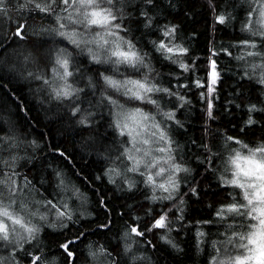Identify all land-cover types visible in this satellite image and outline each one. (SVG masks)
I'll list each match as a JSON object with an SVG mask.
<instances>
[{
	"label": "trees",
	"instance_id": "trees-1",
	"mask_svg": "<svg viewBox=\"0 0 264 264\" xmlns=\"http://www.w3.org/2000/svg\"><path fill=\"white\" fill-rule=\"evenodd\" d=\"M9 2L11 7L8 16L0 14V39L8 37L0 42V180L4 179L5 173H17L13 178L20 189L17 193L18 204H31L42 199L61 202L63 198L77 217L80 212H85L79 223L71 224L67 229L46 227L41 233V239L34 242L30 250L40 254L39 249H43L47 259L54 258L56 264H65L63 250L58 248V244L84 231L86 238H82L83 243L76 241L71 245V250L75 253V264H91L86 248L89 242L109 247L119 244L122 248L124 241L121 237L127 225L134 222L143 224L149 219L145 216L148 208L158 212L164 206L171 207V202L146 200L145 196L151 195V192L139 182V176L127 174L137 182V186L129 190L122 176L108 173L109 168L123 172L126 163L120 153L127 137L120 136L112 126L111 106L106 102L101 103V97L94 96L91 99L93 91L85 87V81H81L78 86L87 93V96L81 94L84 101L81 108L94 113L90 118L92 123L84 125L78 122V115L72 116L67 101L54 98L48 85L35 77H51L50 61L57 48L66 47L73 53L77 50L63 38L33 35L34 31H39L52 21L41 20L36 13H32L34 19H29L27 10H17V5L25 0ZM231 2L235 4V9L228 10L234 18L222 25L214 20L209 0H157L155 15L159 25L171 23L178 26V41L189 49L186 60L189 63L193 60L196 62L194 73H182L177 65L164 60L154 51L151 41L159 37V32L155 26L149 30L143 23H136V20H142L135 8L139 0H131L127 9L131 13V17L126 20L129 28L127 36L138 49L149 53L148 59L154 69L150 76L162 87H172L190 101L176 113L183 127L173 123L169 130L175 142V155L178 159L182 158L190 169L189 173H181V192L187 193L183 205L184 220L175 221V215H179L175 210L174 214H170L173 230L168 235L179 249L160 239L163 230H154L155 234L146 233L144 237H137L138 243L133 244L135 253L147 258L138 264H208L210 254H214L211 241L221 239L218 233H223L225 227L218 224L198 225L196 221L215 219L213 212L220 203L227 202L226 197L232 189H221L218 174L211 170L205 171L208 165L201 161L208 153L202 145L207 143L213 152L219 151L223 144L221 133L224 132L239 136L245 142H256L264 137V127H261L264 125V114L255 115L259 123L246 128L244 133L240 132L242 121L246 119L245 106L250 102L260 106V101H264V87L242 76L244 62L236 57L243 54L238 41L248 36V33L241 31L247 18L245 10L248 4L246 0ZM213 3L218 12L225 0H213ZM25 19H28L29 25L26 37L33 41L46 40L48 43L43 48L37 49L13 37L17 23ZM221 48H228L232 55L222 52ZM210 49L217 53L213 58L219 65L221 80L214 94L218 96L214 100L217 119L206 125V104L200 98L202 89L191 85V80L196 77L206 78L205 66ZM25 56H29V59L25 60ZM78 60L86 69L99 67L113 74L112 65H93L86 52ZM143 71L141 69L136 73L121 65L116 78L122 79L121 74L138 78ZM87 75L95 77L90 71ZM177 81L188 83L190 88H177ZM109 93L124 103L122 95L111 89ZM168 99L175 102L174 97H166L165 101ZM126 106L130 108L137 105ZM142 106L146 111H154L151 105ZM170 107L173 104H165V110ZM206 127L210 128L211 135L205 131ZM57 172L65 182L64 191L57 186L60 179L55 175ZM189 186L197 187L199 195H192ZM74 189H79L77 195H73ZM0 191H5L3 185H0ZM137 216L140 217L138 221L134 220ZM101 224H108L109 227H99ZM197 228L206 234L199 247ZM7 256L8 252L0 248V258Z\"/></svg>",
	"mask_w": 264,
	"mask_h": 264
},
{
	"label": "snow or ice",
	"instance_id": "snow-or-ice-1",
	"mask_svg": "<svg viewBox=\"0 0 264 264\" xmlns=\"http://www.w3.org/2000/svg\"><path fill=\"white\" fill-rule=\"evenodd\" d=\"M246 3L247 18L241 31L248 33V36L238 41L243 54L236 59L244 62L242 76L249 82L254 80L257 85L264 87V0H246ZM130 4L131 0H25L17 5V10L28 11L29 19H34L32 13H36L41 20L52 21L39 31H34L33 35L63 38L77 50L73 53L66 47L57 48L50 61L51 77L38 75L35 78L48 85L55 99L70 104L71 114L73 117L79 116L80 124H91L90 118L94 116L89 109L81 108L84 102L81 94L87 96L84 88L78 86L81 81H85L86 88L100 92L101 103L106 102L111 106L112 126L120 136L127 137L120 153L126 163L123 172L109 168L108 173L122 176L129 190L135 188L137 182L127 174L139 176V182L151 192V195L145 196L146 200L171 202V207L164 206L158 212L148 208L145 216L149 219L143 224L134 222L127 225L121 237L124 241L122 248L119 244L109 247L98 242H89L86 248L91 264H138L147 260L135 253L133 244L138 243L137 237H144L146 233L155 234L154 230H163L164 234L160 239L179 249L168 235L173 230L170 214H174L175 210V213H179L175 215V221L184 220L183 205L187 193L181 192V173H189L190 169L182 158L178 159L175 155V142L169 130L173 123L183 127L176 113L190 101L178 90L162 87L150 76L154 69L148 59L149 53L138 49L127 36L129 28L126 20L131 17L127 9ZM209 5L217 23L224 25L234 18L228 10L235 9L231 0H225L218 12L213 0H209ZM10 7L9 0H0V14L8 16ZM135 8L138 17L142 18L136 20V23H143L149 30L155 26L159 32V37L151 41L154 51L164 60L177 65L182 73H194L196 62H187L189 49L178 41V26L171 23L159 25L155 15L157 0H139ZM28 27V19L18 22L13 37L22 42L26 41L37 49L43 48L48 42L29 40L25 35ZM4 39L8 37H3L0 42ZM221 51L232 55L228 48H221ZM85 52L93 65H112L113 74H108V69L102 71L97 67L95 77L88 76L87 72L91 69L84 68L78 60ZM209 52L205 66L206 78L196 77L191 80V85L202 89L200 98L206 104V125L217 119L214 100L218 96L214 94L221 79L217 60L213 58L217 53L212 49ZM29 56H25V60ZM121 65L136 73L141 69L144 71L138 78L121 74L123 78L118 79L116 73ZM176 87L190 88V85L177 81ZM110 89L122 95L125 98L124 103L115 99L109 93ZM166 97H174L175 102L171 99L165 101ZM166 103L173 104V107L165 110ZM127 104L137 106L129 108ZM142 105H151L154 111H146ZM91 107L89 102V108ZM245 107L246 119L242 121L241 133L259 123L254 116L264 114V101H260V106L250 102ZM205 131L211 135L210 128L206 127ZM221 137L223 144L217 152H213L207 143L202 145L208 153L201 161L208 165L205 171L211 170L218 174L221 189H232L226 197L227 202L220 203L213 212L215 219L196 221L198 225L218 224L225 227L223 233H218L222 239L212 241L214 254H210L208 264H264V137L256 142H245L239 136L228 135L226 132L221 133ZM14 160L13 157V163ZM16 175L15 172L5 173L4 179L0 180V185L5 189L0 191V248L8 252L7 257L0 258V264H56L54 258L47 259L43 255V249H39L40 254L30 250L33 243L41 239V233L46 227L67 229L71 224L79 223L85 212H80L77 217L63 198L61 202L42 199L31 204H18L17 193L20 189L13 178ZM55 175L60 178L58 188L64 191L65 182L61 174L57 172ZM188 190L194 196L199 195L195 186H189ZM78 193L79 189H74L73 195ZM50 216L54 218L49 219ZM139 219L138 216L134 218L137 221ZM99 227L108 228L109 225L101 224ZM205 235L197 228L198 247ZM82 238H86L84 231L76 234L73 239H65L58 244V248L63 250L65 264H75L76 257L71 245L76 241L83 243ZM146 243L150 244L151 241Z\"/></svg>",
	"mask_w": 264,
	"mask_h": 264
},
{
	"label": "bare ground",
	"instance_id": "bare-ground-1",
	"mask_svg": "<svg viewBox=\"0 0 264 264\" xmlns=\"http://www.w3.org/2000/svg\"><path fill=\"white\" fill-rule=\"evenodd\" d=\"M217 68H218V71L220 72V70H219V65H218V63H217ZM87 69H90V68H87ZM91 73H93V74H95V69H93V68H91V71H90ZM220 74H221V72H220ZM221 80V79H220ZM219 84V83H218ZM218 87V85L216 86V88ZM90 91H93L92 89H90ZM94 96H96V97H100V92L99 91H93V92H91V99L94 97ZM198 108V107H197Z\"/></svg>",
	"mask_w": 264,
	"mask_h": 264
},
{
	"label": "rangeland",
	"instance_id": "rangeland-1",
	"mask_svg": "<svg viewBox=\"0 0 264 264\" xmlns=\"http://www.w3.org/2000/svg\"><path fill=\"white\" fill-rule=\"evenodd\" d=\"M248 59H250V58H248ZM219 163V161L217 162V164ZM222 239V238H221ZM202 240H205V236L202 238ZM215 240H217V239H215ZM212 242V241H211ZM210 246L212 247V243L210 244ZM213 248V247H212Z\"/></svg>",
	"mask_w": 264,
	"mask_h": 264
}]
</instances>
